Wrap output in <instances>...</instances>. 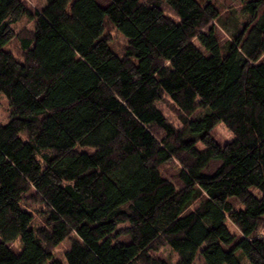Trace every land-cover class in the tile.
<instances>
[{"label": "trees", "instance_id": "1", "mask_svg": "<svg viewBox=\"0 0 264 264\" xmlns=\"http://www.w3.org/2000/svg\"><path fill=\"white\" fill-rule=\"evenodd\" d=\"M237 1L247 21L221 45L215 0H0V264H169L151 255L166 246L264 264V0Z\"/></svg>", "mask_w": 264, "mask_h": 264}, {"label": "rangeland", "instance_id": "2", "mask_svg": "<svg viewBox=\"0 0 264 264\" xmlns=\"http://www.w3.org/2000/svg\"><path fill=\"white\" fill-rule=\"evenodd\" d=\"M27 6L32 10H42L46 5V0H24ZM100 3L106 4L105 0H99ZM216 5L220 9L222 16V26L219 24L215 25L216 35L221 45H225L228 41L232 40L231 34H238L240 32L241 23L247 21V17L242 14V5L237 0H215ZM33 23L29 22L26 19H23L17 26H15V31L18 35L26 34L27 32L32 31ZM105 37L109 40L111 48L115 51L119 56H122L126 47L127 40L114 28L108 27ZM8 50L15 52V55L21 59V51L19 50V44L17 41L13 42L11 46H8ZM264 61V59H263ZM164 111L166 115L174 120V116L170 111L169 107L165 105ZM11 108L8 103L6 97L2 96L0 98V125H6L8 123V119L10 117ZM203 114V111H198L194 117L200 116ZM214 138L224 144L233 140L234 136L230 133V131L223 125L217 126L214 131ZM220 166L219 162H211L203 171L204 174H213L218 167ZM179 171V166L177 164L170 165L165 167L162 170L163 178L169 180L173 179L177 176ZM232 202L237 205L236 199H231ZM39 223V222H38ZM40 224V223H39ZM231 230L233 232H237L232 226ZM121 240L123 242H130L129 237H122ZM20 241L17 240L16 243L12 244V248L15 253H20L21 248L19 247ZM71 241L67 240L62 245H60L55 250V256L59 259L63 260V257L67 250L70 248ZM151 255L159 260H163L169 264H176L178 261V256L174 253L170 247L166 246L161 248L157 252H152ZM196 264H204L202 257H199L196 261Z\"/></svg>", "mask_w": 264, "mask_h": 264}]
</instances>
